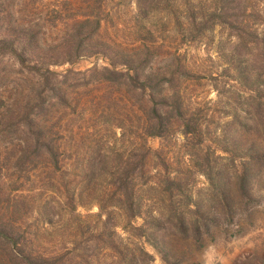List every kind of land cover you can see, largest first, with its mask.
<instances>
[{"label": "trees", "instance_id": "trees-1", "mask_svg": "<svg viewBox=\"0 0 264 264\" xmlns=\"http://www.w3.org/2000/svg\"><path fill=\"white\" fill-rule=\"evenodd\" d=\"M237 1L244 0H204L211 2L205 9L195 0H135L138 23L130 25L122 1L55 0L49 13L65 34L51 43L37 24L0 18V93L6 94L0 98V264H93L99 251L119 253L122 264H151L143 238L159 251L173 236L199 240L201 226L186 222H207L206 216L183 174L171 171L164 148L179 138L184 148H199L191 154L194 171L205 175L214 171L215 153L202 158L200 114L181 90L187 71L181 64L154 70L160 57L178 54L161 32L141 34L139 19L155 12L167 29L169 23L213 26ZM82 57H100L108 66L51 70ZM150 138H160L162 149L153 151ZM44 203L61 213L58 229L29 223ZM94 206L95 216L77 213ZM93 217L100 222L95 228L88 223Z\"/></svg>", "mask_w": 264, "mask_h": 264}, {"label": "rangeland", "instance_id": "rangeland-1", "mask_svg": "<svg viewBox=\"0 0 264 264\" xmlns=\"http://www.w3.org/2000/svg\"><path fill=\"white\" fill-rule=\"evenodd\" d=\"M116 1L123 3V22L138 23L134 19L135 0L127 5L130 0ZM198 1H202L205 9L211 7V2L195 0L198 7ZM54 4L55 0H0V18L11 14L20 24H37L51 43L65 34V28L49 13ZM244 7L248 11L243 12ZM228 8L226 15L214 19L213 26L208 23L202 28L189 25L174 28L169 23L167 29L164 16L155 12L139 19L141 34L161 32L167 46L174 48L171 52L178 54V59L160 57L154 63V70L161 73L167 67L173 70L181 64L187 71L181 90L190 110L200 114L205 135L199 145L202 158L208 152L215 153L211 155L214 171L205 175L194 171L196 158L191 154L199 148H184L182 138L171 140L164 148L171 171L181 172L188 181L192 200L200 205L207 222H186L201 226L199 240L173 236L162 246V251L143 238L141 242L155 258L151 264H264V123L261 121L264 120V0L237 1ZM200 22L198 19L197 25ZM94 66H108V63L100 57H82L74 63L53 66L51 70L66 74L85 72ZM64 87L75 91L70 85ZM4 95L2 91L0 98ZM148 142L153 151L162 149L160 138H150ZM217 189L228 198L230 209L221 201ZM39 204L40 200L36 205ZM41 206H44L41 211L35 213L36 220L29 223L51 224L58 229L61 223L58 208L45 203ZM97 212L95 206L77 210L83 217L95 216ZM88 223L93 228L100 224L95 217ZM143 223L138 219L135 225L139 227ZM175 223L160 224L170 227ZM117 232L124 243H129L127 233L121 228ZM128 245L132 249L133 245ZM120 258L119 253L99 251L93 256V264H122Z\"/></svg>", "mask_w": 264, "mask_h": 264}]
</instances>
